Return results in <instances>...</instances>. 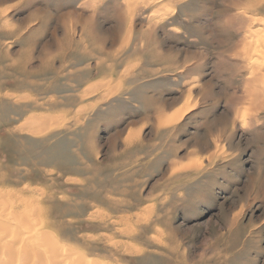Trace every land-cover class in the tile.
<instances>
[{"label": "rangeland", "instance_id": "rangeland-1", "mask_svg": "<svg viewBox=\"0 0 264 264\" xmlns=\"http://www.w3.org/2000/svg\"><path fill=\"white\" fill-rule=\"evenodd\" d=\"M255 1L0 0V188L103 264H264Z\"/></svg>", "mask_w": 264, "mask_h": 264}, {"label": "bare ground", "instance_id": "bare-ground-1", "mask_svg": "<svg viewBox=\"0 0 264 264\" xmlns=\"http://www.w3.org/2000/svg\"><path fill=\"white\" fill-rule=\"evenodd\" d=\"M250 6L249 8H251ZM255 6L261 7L260 2L256 0L253 7L255 8ZM189 91L190 90H188V92ZM193 104L189 105L187 101L183 111L189 110L191 107H195L196 103ZM183 111L181 110L169 117L175 116L177 119ZM236 116V111H234V119ZM47 123H50L49 121L47 122V115L43 116L39 114L33 115V122H27L26 126L28 127V131L32 133H41L48 126ZM20 127L23 128V126ZM210 127H212V125ZM210 127H207V129L204 130L205 135H201L202 137L193 139V142L196 143V147L202 151L211 150V152H214L215 149H219L218 145L222 142L221 135H223V133L221 130V133L215 134L214 132H211V129H209ZM195 152V149L190 150L187 155ZM212 154L214 155L215 153ZM212 154L208 156V160L214 158ZM178 169L181 168H174V170ZM16 193L14 194L13 192L0 188V264H103L96 259L88 258L80 250H76L75 248H72L71 250L63 241L60 240L54 231L50 228H45V224H49L48 210H44L42 208V205L40 204L41 201L36 203L33 202L35 205L31 206L35 210L31 213V218L29 217L28 219L25 207L23 206L22 209H20V205H17L21 202H25V197L24 199H21L22 196L20 197L17 193L19 198L14 199L16 198L15 196H17ZM10 200H12L10 205L5 204V202ZM27 202L28 204H31L30 200H27ZM8 205L9 212L2 215V213L6 211ZM10 219H16L18 222L23 223L22 225L20 224L21 229L14 227V225H12V220ZM30 219L35 221L32 223ZM60 249H63L66 252H61ZM128 250L133 251L130 247H127L126 251ZM207 256L201 254L200 259L207 261L210 259V257Z\"/></svg>", "mask_w": 264, "mask_h": 264}]
</instances>
